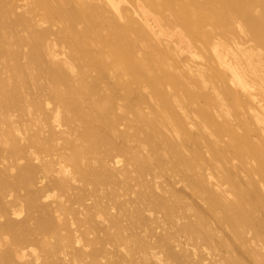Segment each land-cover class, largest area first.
Listing matches in <instances>:
<instances>
[{"label": "bare ground", "instance_id": "1", "mask_svg": "<svg viewBox=\"0 0 264 264\" xmlns=\"http://www.w3.org/2000/svg\"><path fill=\"white\" fill-rule=\"evenodd\" d=\"M0 264H264V0H0Z\"/></svg>", "mask_w": 264, "mask_h": 264}, {"label": "rangeland", "instance_id": "2", "mask_svg": "<svg viewBox=\"0 0 264 264\" xmlns=\"http://www.w3.org/2000/svg\"><path fill=\"white\" fill-rule=\"evenodd\" d=\"M21 196H23L24 195V193L21 191L20 193H19ZM36 214L34 213L33 214V216H35Z\"/></svg>", "mask_w": 264, "mask_h": 264}]
</instances>
